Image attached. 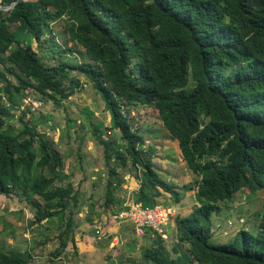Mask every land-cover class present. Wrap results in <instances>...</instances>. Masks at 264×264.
Returning a JSON list of instances; mask_svg holds the SVG:
<instances>
[{
    "label": "trees",
    "instance_id": "1",
    "mask_svg": "<svg viewBox=\"0 0 264 264\" xmlns=\"http://www.w3.org/2000/svg\"><path fill=\"white\" fill-rule=\"evenodd\" d=\"M17 0H0L8 6ZM61 22L69 42L79 46L85 62L56 59L47 65L31 49L30 39ZM54 40V36L50 37ZM0 196L22 194L31 207L30 225L57 218L63 230L59 257L71 239V209L78 193L61 180L60 153L19 117L10 124L13 94L30 90L59 107L83 75L109 112L110 130L122 149L93 135L106 159L138 171L133 202L157 205L175 187L153 167L151 148L131 123L130 109L151 108L168 136L177 142L185 168L196 178V205L174 219L178 244L170 256L156 235L154 246L141 252L144 264H264V0H26L0 10ZM17 81L13 86L6 78ZM110 176L115 175L113 169ZM112 181L104 207L114 203ZM263 192L262 213L253 233L240 229L230 242L212 243V217L236 195ZM67 212V213H66ZM90 220L89 218L87 219ZM149 232V231H147ZM151 232V231H150ZM155 234V232H154ZM30 251L0 252V264H30Z\"/></svg>",
    "mask_w": 264,
    "mask_h": 264
},
{
    "label": "rangeland",
    "instance_id": "2",
    "mask_svg": "<svg viewBox=\"0 0 264 264\" xmlns=\"http://www.w3.org/2000/svg\"><path fill=\"white\" fill-rule=\"evenodd\" d=\"M50 30L43 36L48 40L46 44L30 39L31 49L42 62L47 65L55 63L50 50L63 52L61 56L57 53L54 57L71 64L87 60L84 51L68 41L61 22L51 24ZM51 36L54 40L50 39ZM6 78L13 86L17 85L16 79L10 75ZM70 80L78 82V87L59 107L50 101H42L30 90L24 92V97L14 93L13 105L4 97L3 101L10 110L8 121L15 129L21 126L19 117L23 115L30 128L50 140L61 155V180L56 185L71 184L79 201L75 208H69L71 239L63 253L52 258L51 253L59 247L57 236L64 225L61 227L57 218L30 225L32 210L22 194L9 199L0 196V252L30 251L33 254L30 264H144L141 252L153 247L158 235L166 252L175 256L172 247L179 243V239L174 219L189 215L196 205V178L185 168L177 142L168 136L151 108L130 109L131 123L144 137L143 148L154 150L152 162L157 176L175 187L180 199L176 204L167 193L156 198L158 205L173 209L174 216L160 228V233L146 231L144 235H137L130 224L117 223L113 215L123 203L133 201L138 188L134 177L138 171L129 163L122 166L113 156L105 158L103 146L93 135L94 129L116 149H122L123 143L117 131L109 129V112L87 78L72 72L64 84L70 85ZM4 84L1 83L0 88ZM28 99L39 104H27ZM110 169L115 171L114 176H110ZM108 180L113 184L111 194L114 203L106 209L103 204ZM262 199V191L239 193L234 202L222 205L220 213L212 217V243L230 242L240 229L253 233L262 213Z\"/></svg>",
    "mask_w": 264,
    "mask_h": 264
},
{
    "label": "built area",
    "instance_id": "3",
    "mask_svg": "<svg viewBox=\"0 0 264 264\" xmlns=\"http://www.w3.org/2000/svg\"><path fill=\"white\" fill-rule=\"evenodd\" d=\"M27 104H39L28 99ZM174 216L173 209L155 205L143 207L133 201L122 204L121 209L113 215V220L119 224H130L137 235H144L146 231L160 233V228L165 226Z\"/></svg>",
    "mask_w": 264,
    "mask_h": 264
},
{
    "label": "water",
    "instance_id": "4",
    "mask_svg": "<svg viewBox=\"0 0 264 264\" xmlns=\"http://www.w3.org/2000/svg\"><path fill=\"white\" fill-rule=\"evenodd\" d=\"M22 1H26V0H17L15 2H13L12 4L8 5V6H0V10H8V9H12L17 3L22 2Z\"/></svg>",
    "mask_w": 264,
    "mask_h": 264
},
{
    "label": "bare ground",
    "instance_id": "5",
    "mask_svg": "<svg viewBox=\"0 0 264 264\" xmlns=\"http://www.w3.org/2000/svg\"><path fill=\"white\" fill-rule=\"evenodd\" d=\"M50 256V255H49Z\"/></svg>",
    "mask_w": 264,
    "mask_h": 264
}]
</instances>
